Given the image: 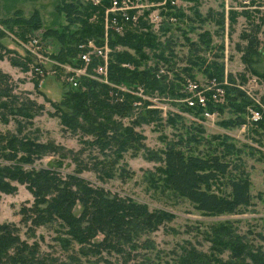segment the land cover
<instances>
[{
  "label": "trees",
  "instance_id": "obj_1",
  "mask_svg": "<svg viewBox=\"0 0 264 264\" xmlns=\"http://www.w3.org/2000/svg\"><path fill=\"white\" fill-rule=\"evenodd\" d=\"M110 1L100 0L99 5H94L90 1L81 3L79 0H60L59 10L65 12L69 23L80 26L72 32L66 30L67 28L64 32H50L61 44L59 52L52 56L57 62L72 68L84 66L79 56V45L88 40L102 44L105 35L103 15ZM255 1L250 0L248 6L242 7L240 11L230 10L227 20L230 32L233 31L238 17L247 21V27L239 34L244 44H237V50L242 52L240 59L245 68L264 82V70L258 73L252 68L262 53L259 36H264V31L260 28L263 16L255 17V10H249L251 2L254 4ZM167 5L171 6L169 2ZM168 10L161 12L167 19L160 24L164 26L162 31L168 27L167 23H171L168 18L173 14ZM93 15L95 19L91 21ZM174 15L178 16L176 13ZM217 16L218 30L215 34L225 24L224 12H219ZM142 17L140 16L136 25L124 26L122 33L108 29L107 41L111 50L107 64L108 83L93 77L94 68L100 63L98 58H93L86 66V74L77 78L75 86L69 84V89L59 102H53L44 96L53 109L49 114L58 119L61 130L79 137L83 147L77 151L66 149L52 141L39 140L32 126L34 118L43 113L44 105L32 99L30 92H15L10 76L0 70V122L6 125L12 122L15 125L14 131L0 132V193H12L15 191L14 183H20L33 196L32 204L20 209L21 219L18 225L12 222L0 223V264H74L80 263L81 257L102 259L103 252L120 255L127 263L137 259L140 244H147L148 241L141 236L158 229L165 221L170 220V216L161 211L149 210L146 205L131 198L94 186L81 176L82 171L87 168L102 182L113 178L116 172L124 180L128 170L124 166L123 156L130 150L137 153L142 149L150 161H161L165 185L188 200L200 212L232 214L250 203V181L243 170L231 179L228 194H218L208 187L217 176H228L230 173V163L224 160L225 156L217 153L206 157L186 154L181 149L183 141L180 138L167 143L161 151L162 155L149 150L142 142L144 137L135 128L156 115V110L147 109L149 101L142 98L143 94L150 96L153 91H175V86L158 73L159 69H141L142 63L148 58L143 49H155L159 45L155 40L150 42L142 34L130 29L137 26L145 28L146 23ZM198 18L203 22L207 20L201 16ZM20 21L31 30L40 27L39 17L35 13L29 19ZM198 37L199 42L191 43V47L196 52L201 51L199 46L209 49L211 35L203 32ZM118 46L126 49L117 51L115 48ZM165 47L170 48L171 42L167 41ZM128 49L134 53H130ZM160 53L155 56L162 63L168 64V58L163 52ZM214 57L218 59L221 56ZM27 62L29 61H12V64L25 66L27 69ZM194 64L196 63L193 62ZM184 71L188 77H192L190 68ZM205 72L209 80L215 78L220 82L223 88L221 97H225V102L221 105L207 93L204 107L188 106L183 102L184 111L196 114L201 121L199 124L203 125L205 111L219 116L228 107L234 110L235 118L224 121L222 125H226V128L238 126L246 107L254 104H250L251 100L240 88L241 84H235L236 78L232 74H225L221 62L214 60L207 65ZM239 77L244 84L247 80L246 73L242 72ZM225 78L226 84L223 83ZM121 86L130 92L121 90ZM183 91L184 94L179 95L185 97L188 93L185 89ZM39 94L43 95L41 92ZM134 103L137 107L140 106L138 109L143 114H139L135 120L124 126L121 120L134 112ZM177 117L170 116L167 123L176 126ZM161 122L162 120L159 123ZM202 125L195 128L197 133L189 137L190 141L200 143L198 139H203V136L199 132H204ZM257 125L260 126V132L264 133V112L260 120L253 124ZM213 138L219 139L217 136ZM86 147H91L86 151L87 157L92 155L89 157L92 160L90 166L79 163L73 172L62 173L65 161H78V158L84 156ZM95 151L97 154H93ZM46 156L54 157L50 161L51 165L36 168L35 161ZM21 226L25 228L24 233L28 239L35 236L39 227L53 230L54 240L65 252L67 260L40 253L37 240L30 243L21 237ZM201 257L203 255L192 249L184 250L181 263L191 264L192 259ZM245 259L248 262L243 264H250L249 254L245 255ZM252 264H264V253L253 258Z\"/></svg>",
  "mask_w": 264,
  "mask_h": 264
},
{
  "label": "rangeland",
  "instance_id": "obj_2",
  "mask_svg": "<svg viewBox=\"0 0 264 264\" xmlns=\"http://www.w3.org/2000/svg\"><path fill=\"white\" fill-rule=\"evenodd\" d=\"M79 1L85 3L90 0ZM152 2L156 5L150 8L147 14L142 15L146 23L145 28L137 26L130 29L142 34L144 39L150 42L155 40V43L159 44L155 49H143L148 58L142 63L141 69H161L162 71L158 70V73L165 76V81L175 86V91L172 93L169 90L161 93L153 91L150 96L143 94L142 98L149 101L147 109L156 110V115L135 129L143 135L142 142L146 148L160 155L167 143L180 138L183 141L181 149L186 154L206 157L217 153L225 156L224 160L230 163V173L228 176H217L208 187L218 194H228L231 179L243 170L250 181V203L232 214L200 212L188 200L165 185L161 161H150L142 149L137 153L130 150L123 156L124 166L128 170L124 180L118 176L119 172H116L113 178L102 182L87 168L82 171L81 176L92 185L103 187L112 194L131 198L146 205L149 210L167 213L170 220L165 221L158 229L141 236L147 238V244H140L137 249L139 257L129 263L120 255L103 252L102 259L81 257L80 263L74 264H182L181 256L184 250L189 249L203 255L197 260L192 259L191 264H243L245 261L248 262L244 260L246 254H249V263L252 264L253 258L264 253V135H261L264 133L260 132V126L249 124L247 118L248 108L264 110V82L245 68L240 59L242 52L237 50V44H244L239 34L247 27V21L243 17H238L233 31L230 32L227 20L230 10L240 11L242 7L248 6L250 0H152ZM168 2L170 7L167 5ZM59 7L60 0H0V70L10 76L15 92H30L32 99L44 105L43 113L34 118L32 126L39 140L52 141L66 149L77 151L83 147L79 137L61 130L58 119L49 114L53 111L52 107L44 99L45 96L53 102H59L70 87L68 81L70 66L59 63L52 57L59 52L61 44L58 38L50 35V32H64L65 28L72 32L80 26L77 23H69L67 15L60 11ZM163 10L170 11L173 16L169 21L171 23L164 22L169 25L162 31L164 26L155 25L151 21V15L156 13L161 15ZM249 10H255V17L263 16L260 28L264 31V0H256L254 4L251 2ZM221 11L224 12V28L215 34L218 30L217 14ZM34 13L39 17L40 27L31 30L20 20L29 19ZM175 13L178 16H175ZM198 16L207 20L203 22ZM93 19L95 15L90 18L91 21ZM203 32L211 35L210 48L199 46L201 51L196 52L190 44L199 42L198 36ZM32 37L37 38L43 45L41 59L28 53L26 43ZM259 37L262 53L258 62L252 66L258 73L264 70V36L260 34ZM167 41L171 42L170 48L165 47ZM115 49L122 51L126 48L118 46ZM128 51L134 53L133 50ZM160 52L168 58V64L162 63L155 56L160 55ZM214 56L221 57L216 59ZM11 60L14 62L28 60L27 69L25 66L12 64ZM214 60L221 62L225 74H232L236 78L235 84L243 85L244 90L254 98L253 100L244 91L251 100L250 104L254 105L246 107L245 113L241 114V123L232 128H226L222 123L235 118L233 109L224 108L219 116L205 119L202 125L199 124L201 121L197 119L196 114L184 111V97L179 95L184 94L183 84L186 80L194 79L199 82L209 80L205 71L207 65ZM193 62L196 64L193 65ZM187 68L191 69L192 77L183 72ZM242 72L246 73L247 78L244 84L239 77ZM218 99L221 105L225 102V97ZM137 106L134 103V112L121 120L124 126L130 124L139 114H143L139 111L140 106ZM170 116H179L176 126L167 123ZM198 125L203 127L204 132H199L203 139H198L200 143H195L190 141L189 137L197 133L195 128ZM243 125L246 127L242 128ZM14 129V123L6 125L0 122V132ZM213 136L219 139H214ZM90 149L86 147L84 156L78 158V161L66 160L61 172L71 173L79 163L90 166L92 160L89 157L92 155L87 157L86 153ZM93 154H97L96 151ZM53 158L46 156L40 161L36 160L34 166L48 167ZM14 186V192L0 193V223L12 222L18 225L21 219L20 209L33 202V196L24 184L14 183ZM24 232L25 228L21 226V237L30 243L37 240L40 253L50 255L51 258L67 260L65 252L54 240L53 230L39 227L35 236L29 239Z\"/></svg>",
  "mask_w": 264,
  "mask_h": 264
},
{
  "label": "built area",
  "instance_id": "obj_3",
  "mask_svg": "<svg viewBox=\"0 0 264 264\" xmlns=\"http://www.w3.org/2000/svg\"><path fill=\"white\" fill-rule=\"evenodd\" d=\"M90 2L94 5L99 4V0H90ZM174 4V2L172 1ZM156 4L152 2V0H111L109 6L105 9L103 15V23L105 29V35L102 44L98 45L93 40H88L79 45L81 52L79 54L80 60L84 63V66L81 68H72L68 67L69 75L68 81L72 85H76V80L79 76L86 74V66L91 62L93 58H98L100 63L94 68L93 77L102 81L103 83H108L107 80V64H108V56L111 52L108 41H107V31L109 28L113 29L117 33H122L124 30V26L127 24L136 25L140 16L147 12L150 8L154 7ZM166 10H163L164 12ZM164 14L156 13L151 15V21L154 22L155 25H160L163 22ZM167 20V19H165ZM168 20H172V16L168 18ZM26 47L29 54H34L39 59L43 58L42 51L43 45L37 39L32 37L26 43ZM38 71V69H36ZM160 71H162L160 69ZM223 83H227L225 78ZM184 89L188 93L184 98L183 102H185L188 106H196L199 105L204 107L206 104V94L210 93L211 98L217 102L219 101L218 97L223 95V88L215 78L207 80L206 82H199L196 80L188 79L183 84ZM240 88L244 90L243 85H240ZM121 90H128L124 87ZM245 93L248 94L253 100L254 98L249 94L247 90H244ZM264 109V108H263ZM262 111L257 108H248V122L249 124H254L258 122L261 118ZM203 116L205 119H213L216 116L215 113L204 112ZM246 125H243L242 128H245Z\"/></svg>",
  "mask_w": 264,
  "mask_h": 264
}]
</instances>
